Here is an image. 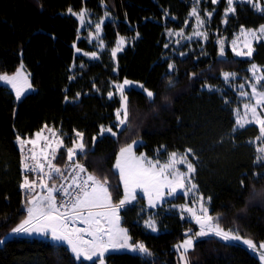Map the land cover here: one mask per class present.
<instances>
[{"label":"trees","instance_id":"trees-1","mask_svg":"<svg viewBox=\"0 0 264 264\" xmlns=\"http://www.w3.org/2000/svg\"><path fill=\"white\" fill-rule=\"evenodd\" d=\"M84 8L110 16L103 25L106 41L128 38L116 55L115 71L77 52H91L72 14ZM210 8L214 12L207 40L194 42L196 50L181 56L165 46L166 31L183 26L191 0H0V74L23 65L34 88L17 100L10 88L0 84V240L4 241L0 264H58L57 254L63 257L59 264H93L78 262L64 244L11 234L24 219L28 200L20 191L25 172L17 136L32 139L43 129L58 127L67 135L57 151L58 163L65 160L63 148L74 146L76 133H82L87 154L78 160L91 175L107 179L114 203L122 197L114 170L122 147L139 140L136 152L148 156L161 149L163 155L192 149L194 183L209 199V214L219 217L216 224L256 246L264 241V160L257 163L251 144L259 129L247 125L233 131L236 97L222 78L224 73L248 78L251 65H264L263 41L254 44L249 58L234 56L229 47L240 28L264 26V12L235 3L233 13L225 17L223 1ZM215 32L225 37L223 56ZM125 80L140 87L124 92L127 117L119 131L115 113L120 99L107 94L110 84ZM144 88L154 92L153 99L147 98ZM102 127H111L117 135H100ZM27 178L32 181L28 174ZM184 200L178 195L166 205ZM141 206L142 199L121 210V224L132 243H143L148 252L108 253L106 264H180L175 245L198 228L162 207L154 217L161 231L152 234L141 225ZM196 239L199 242L190 250L193 264H261L238 243L215 236Z\"/></svg>","mask_w":264,"mask_h":264},{"label":"snow or ice","instance_id":"snow-or-ice-1","mask_svg":"<svg viewBox=\"0 0 264 264\" xmlns=\"http://www.w3.org/2000/svg\"><path fill=\"white\" fill-rule=\"evenodd\" d=\"M213 2L215 3L217 0H213ZM248 2L251 3L252 0H248ZM228 4V11H232L231 5L233 4V0H228ZM253 6L255 7L256 4H253ZM260 10L264 11V6H262ZM193 13L195 14V9ZM80 15L83 16V13ZM197 21L198 23L200 22L199 17H197ZM100 30L101 24L97 23L96 32L99 33ZM259 33L264 36V26H261ZM248 35L255 36L256 33L249 31ZM119 44L122 45L123 40H120ZM165 46L167 47V45ZM101 47H103V45H101ZM120 50L121 48L119 46L113 49L112 56L115 58L117 52ZM233 50L237 56L252 55V48L250 46L247 53L236 51L235 44L233 45ZM85 55H87V53H85ZM220 55H224L223 48L221 49ZM92 56L95 57L96 53L93 52ZM173 67L174 65L169 64V70L173 69ZM255 67L256 66L253 65V70H255ZM223 75L227 80L230 74L224 73ZM232 75L234 76L235 74ZM260 79L264 80V77ZM0 81H5L8 85H11L12 89L15 91L17 100L21 98L25 82L19 78V73L11 77L2 75L0 76ZM130 84V81L125 80L123 84L115 86L121 96V106L116 112V119L118 121L116 125L117 128H121V126L126 124L127 97L124 95V92L125 86ZM28 87H30V85ZM241 87H243V85H241ZM253 90L255 91V85H253ZM143 91L146 93L147 98H154L153 91L146 88H144ZM112 95L113 93L110 92L109 96L111 97ZM260 96L264 99V92L260 93ZM257 103L259 104L260 101L258 100ZM122 110L124 111V119H122L120 115ZM237 123L239 124V122ZM259 124L261 126V133L264 134V119H261ZM239 126L243 127V125ZM233 131H235V129ZM104 132L111 133L113 136L117 135L116 132H113L111 127L107 129L102 128L101 135H103ZM35 135L37 138H41L40 132H37ZM76 136L81 140V143L74 144V147L67 149L68 160L74 164L72 173L68 176L64 175L67 168L62 170L60 167H56L51 160H47L46 164L44 162H37L35 166H30L26 161L23 162L25 179L20 186L22 189L31 190L37 186L36 181H29L27 178V173L34 171L36 168L40 169L41 173L47 176L49 181L59 177L62 183L60 187H57L55 184L49 187L45 185L43 179H40L39 187L42 192L33 195V198L28 201V204L31 205L27 209L28 218L22 221L17 227L13 228L11 234L48 235L50 233L51 239L54 241L66 243L67 248L70 249L78 262L82 257L86 261H92L93 264H96V260L99 261V264H104L106 253H108L110 248H121L130 251H138L139 253H147L148 249L143 243H130L128 230L120 227L121 218L119 211L124 205L136 199L137 189L143 191L144 195L148 198L150 207L155 206L157 199L162 200L165 196H172L176 193L178 188H183L185 186L184 183H182L183 177L186 174L190 176L195 172L194 164L187 162V156L179 157V154L175 152L170 154L168 163L162 166L153 164L152 161L145 160L141 162L143 158L138 160L133 154V144L122 147L117 155L115 168L119 170L125 195L118 204L112 206V197L109 190L110 185L107 179L101 180L91 174L86 177L83 176L82 174L86 172V167L73 161L74 156L87 154L85 144L83 143V134L77 132ZM95 139L96 138H94V140ZM17 141L21 146V151L24 150L25 145H35L37 142L33 139H23L20 136H17ZM192 151V149L187 150L188 153ZM259 151L264 152V149H259ZM51 152L55 153L56 148H51ZM53 159H55V156H53ZM31 160H37L35 154L31 156ZM259 162L258 160L257 163ZM185 164L187 169L186 174L175 171L178 165ZM45 166L48 168L47 172H44ZM157 167H159V171L156 170ZM166 171L168 172V176L164 175ZM254 175H259V173H254ZM169 176L172 178H169ZM69 180L71 183L65 186L64 182ZM164 188L168 190L165 192L163 191ZM193 188H195V185H193ZM57 195L61 197L60 200L57 199ZM61 209H63V211H61ZM185 210L191 213L192 219L200 229L198 232L194 233V235H192L191 230H189V238L185 239L183 243L178 246V248L184 249L185 253L188 249L193 247L194 242H199L196 238L206 237L210 233L214 234L216 237L222 238L225 242L230 240H241L239 235H232L222 230L218 224H214V219L218 220L219 217L214 218L211 216L209 214V209L204 207L203 204H201V214H197L191 207ZM146 226L151 228L152 231L157 230L154 219L146 221ZM0 243H4V241L0 240ZM243 243L250 249L255 250V245L251 239H244ZM259 247L260 249H264V243H261ZM184 258L182 254L181 259ZM62 259V255L57 254L58 264ZM259 259L262 264H264V251L259 253Z\"/></svg>","mask_w":264,"mask_h":264},{"label":"rangeland","instance_id":"rangeland-1","mask_svg":"<svg viewBox=\"0 0 264 264\" xmlns=\"http://www.w3.org/2000/svg\"><path fill=\"white\" fill-rule=\"evenodd\" d=\"M221 1H223V5L225 6V11L223 13V16H225V17H227L228 15L233 13L235 3L250 4L257 11H261L260 8L262 6H264V0L263 1L252 0L251 3L248 2V0H233V4L231 5L233 10L228 11V9H229L228 0H217V2H215V3L213 2V0H191V9H190V12L188 13L186 19L183 21V26L180 29H171V30L166 31V45H167V47L169 49H171V51L173 53L179 54L181 56H185L186 54L193 53L194 50H196V48H195L196 45L194 44V42H196L197 44L198 43L203 44L207 40V36H208L207 27H208V24H209L212 16H213V12H214V9H211L210 7H212V6L214 7L215 5H218ZM253 4H256V6L254 7ZM194 9H195V14L193 13ZM262 12H264V11H262ZM81 13H83V16L80 15ZM72 14L78 20L80 37L87 41V44L90 46V49H91V52H88L87 55H85L86 52L85 53L81 52V51H77V52L85 55L88 59L96 60L99 62L102 61V62L106 63L111 69L114 70L116 57L114 58L112 56V50L119 46L121 48V50L118 51L117 54L119 52H121L125 48V46L127 45L128 38H126L124 36H120V37H117L112 43H110L109 41H106L104 39L103 25L107 20L110 19V16L108 14L106 15V13H104L103 15H97V14L93 13V11L84 8L81 11L75 12V13L73 12ZM197 17H199V20H200L199 23L197 21ZM97 23L101 24V30L99 33L96 32V24ZM260 28H261V26H259L257 28H240L234 34V36L232 37V39L229 43V47L233 51L234 56H236L238 58H249L250 57L248 55L237 56L235 54V51L233 50L234 44H235L236 51H242L244 53H247L249 50V46L252 48V52H253V48H254L255 43H258L261 41L264 42V36H262L259 33ZM249 31L256 33V35L255 36L248 35ZM218 34H219L218 32H215L216 42L222 48V46H224V44H225L224 43L225 37H222L221 35H218ZM120 40H123L122 45L119 44ZM101 45H103V47H101ZM182 49H186V51L184 52V51H182ZM93 52L96 53L95 57L92 56ZM253 65L256 66L255 70H253ZM253 65H251L249 68V77L248 78H242L239 75H236L235 73H228L230 75H229V78L227 80L224 78V75H222V78H223L224 83L226 84L227 88H229L235 94V97H236V103L237 104L233 108V118L235 121L234 129L236 130V129L242 128L239 125H243V127H245L247 125H255L258 127L259 135L251 141V144L254 146V148L256 150L257 161L258 160L263 161L264 159H262V158H264V152L259 151V149H264V134L261 133V130H260L261 126L259 124V121L261 119H264V99H262L260 96V93L264 92V90L262 88V83L264 82V80L260 79L261 77H264V65H256V64H253ZM17 73H19V78L25 82L24 83V91L21 95V98H23L25 95H27L31 92H34V88L31 85L30 76L27 73V71L24 69L23 65H20L18 67V69L13 73L0 74V76L7 75V76L11 77V76H16ZM232 74H235V75L233 76ZM123 82L110 84L111 89L107 94L108 98H110L109 93L111 92V93H113V95L117 96L121 102L120 92L117 91L115 86L118 84H123ZM130 82H131L130 85L125 86V91L130 89L131 87H140V85L136 84L135 82H133V81H130ZM0 84L5 85L8 88H10L15 95V91L12 89L11 85L7 84V82L0 81ZM29 85H30V87H28ZM241 85H243V87H241ZM253 85H255V91L253 90ZM15 97H16V95H15ZM258 100L260 101L259 104L257 103ZM120 106H121V104H120ZM115 115H116V113H115ZM120 115H121L122 119L125 118L123 110L121 111ZM115 122L117 125L118 124L117 119L115 120ZM237 122H239V124ZM124 126H121V128H117V130L120 131ZM102 128L107 129L108 127H102ZM40 133H41V137H42L43 132H40ZM104 134L112 135L111 133H108V132H104L103 135ZM100 135H101V132H100ZM32 139L38 140L40 138H37L36 135H34V137ZM76 142H77V144H79V143H81V140L79 138H77ZM140 143H141V141L138 140V141H135V143L133 142L131 144H133V154H134L135 158L138 160L143 158V160L141 162H143L145 160L146 161H152L153 164L162 166V165L168 163L170 154L173 153V152H171V153H168L167 155H163L162 153L164 150H162V149L157 151L154 156H148L145 153H138V152H136V148L140 145ZM119 151H118L117 155L119 154ZM175 153H178L179 157L187 156V162H191L190 157L192 156V153H188L187 151H185L183 153H179V152H175ZM117 155H116V159L114 162V170L117 172L118 177H119V184L121 185V189H122L121 199H123L124 195H125L123 182L120 179L119 170L115 168ZM156 170L159 171V167H157ZM175 171L186 174L187 173L186 164L185 165H178L176 167ZM194 173H192L190 176L186 174L182 179V183H184L185 186L183 188H178L176 193H174L172 196H165L162 200L157 199L155 206L150 207L148 198L144 195L143 191L141 189H137L136 190V199L134 201H131V202L127 203L126 205H124L121 210L127 209V208L135 205L137 202H139L140 199H142L143 200V206H141L139 208L140 209L139 212H141V216H143L141 225L143 226V228L146 231H148L152 234H158L161 231L159 224L154 217L157 214H161V213H159L160 211H158V210L162 207H163V211L166 213H174V214L180 216L184 220L194 222V220L192 219L191 213L187 212L185 210L186 208H188V207L193 208V210L197 214H201V212H200L201 204H203L204 207L209 209V207H208L209 199L203 197L200 193H198V188H197L196 184L194 183V179H193ZM164 175L168 176V172L166 171L164 173ZM169 178H172V177L169 176ZM193 185H195V188H193ZM167 190H168L167 188L163 189V191H165V192ZM178 195H182L185 198V200L182 204L173 203L171 205L170 204L166 205L167 202L174 200ZM111 203H112V206H115L119 202L114 203L112 200ZM30 206L31 205H26V215L22 221H24L25 219L28 218L27 209ZM120 211H119V215H120ZM148 211H151L152 213H149ZM143 213H147V214L143 215ZM149 219H154L155 224H156V229H157L156 231H152L151 228L146 226V221H148ZM213 223L216 224L215 219H214ZM120 227L127 229L125 226H123L121 224V222H120ZM199 230L200 229H198V231ZM226 232H228V231H226ZM229 233H231L232 235H235L232 232H229ZM17 235L20 237L39 238V239H45V240L47 239L54 244H62V243H58V242L54 241L53 239H51L50 233L48 235H45V234H17ZM210 236H215V235L210 233L206 237H210ZM217 238L222 240V238H220V237H217ZM244 239H246V238L241 237L240 241L230 240L228 242L238 243L244 247L249 248L247 245H245L243 243ZM130 243H132L131 238H130ZM261 243H264V241ZM259 245H257V246L255 245V250L249 248L251 253H253L257 258H259V253L261 251H264V249H260ZM178 246L179 245H177V248H175V251L178 254L179 263L180 264H193L194 259H193L192 253H191L192 251H189V252L187 251L185 253L184 249L178 248ZM118 252L139 253L138 251H130L128 249H121V248H116V249L110 248L108 251V253H118ZM108 253H106V254H108ZM182 254L185 257L184 259H181ZM80 259H83V258L81 257ZM97 263L99 264L98 260H97ZM260 263L262 264L261 261H260ZM104 264H106L105 261H104Z\"/></svg>","mask_w":264,"mask_h":264},{"label":"built area","instance_id":"built-area-1","mask_svg":"<svg viewBox=\"0 0 264 264\" xmlns=\"http://www.w3.org/2000/svg\"><path fill=\"white\" fill-rule=\"evenodd\" d=\"M55 137H57V135ZM49 146H50V144L48 142L42 141L40 143L39 147H38V151L39 152L38 151L36 152V150H35V148L33 146L27 147L26 154H25L24 158L21 161L22 166H23V162H25V161L28 162L30 164V166H35V164L37 162H44L46 164L47 160H51L55 164V159H53V156L54 155L51 152V146L50 147ZM41 152H44V153H41ZM33 154H35L36 157H37V160H35V161L34 160H31V156ZM55 166H56V164H55ZM73 166H74V164L72 162H70L68 164L67 171L64 172V175L65 176H68L70 173H72ZM47 171H48V168H47V166H45L44 172H47ZM28 173L31 174L32 177H33V179H34V181L37 182V186L34 189H31V190H29V189H23V192L24 193H26V194L33 193L35 191V189L37 187H39V180L40 179H43L44 182H45V185H46L48 178H47V176H44L43 173H41L40 169L36 168L34 171L28 172ZM83 176H85V175H83ZM61 183H62V181L58 177V182H57V185L56 186L57 187H60ZM64 183H65V186H67V184H70L71 181L69 180V181L64 182ZM57 199L60 200L61 197L59 195H57ZM61 211H63V209H61ZM77 226H81V225H77Z\"/></svg>","mask_w":264,"mask_h":264},{"label":"crops","instance_id":"crops-1","mask_svg":"<svg viewBox=\"0 0 264 264\" xmlns=\"http://www.w3.org/2000/svg\"><path fill=\"white\" fill-rule=\"evenodd\" d=\"M183 243V241L182 242H180V243H178L177 245H181ZM62 244H64V245H66V243H62ZM177 245L175 246V248H177ZM67 246V245H66ZM191 250V248L190 249H188V252Z\"/></svg>","mask_w":264,"mask_h":264},{"label":"water","instance_id":"water-1","mask_svg":"<svg viewBox=\"0 0 264 264\" xmlns=\"http://www.w3.org/2000/svg\"><path fill=\"white\" fill-rule=\"evenodd\" d=\"M41 192H42V190H39L36 194H39V193H41ZM36 194H35V195H36ZM32 198H33V197H32ZM32 198H30L29 200H31ZM29 200H28V201H29ZM28 201H27V203H28ZM144 254H146V253H144Z\"/></svg>","mask_w":264,"mask_h":264},{"label":"clouds","instance_id":"clouds-1","mask_svg":"<svg viewBox=\"0 0 264 264\" xmlns=\"http://www.w3.org/2000/svg\"><path fill=\"white\" fill-rule=\"evenodd\" d=\"M246 209H241V211H245Z\"/></svg>","mask_w":264,"mask_h":264}]
</instances>
